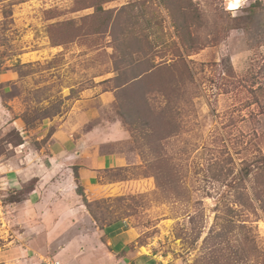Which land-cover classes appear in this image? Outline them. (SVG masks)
Returning <instances> with one entry per match:
<instances>
[{
    "label": "rangeland",
    "instance_id": "1",
    "mask_svg": "<svg viewBox=\"0 0 264 264\" xmlns=\"http://www.w3.org/2000/svg\"><path fill=\"white\" fill-rule=\"evenodd\" d=\"M192 2L201 23L186 39L167 0L104 3L111 26L130 10L148 29L130 59L137 46L103 31L94 6L0 0V264L60 257L46 206L27 200L34 186L72 191L68 163L43 164L56 130L91 147L71 168L93 149L119 159L87 195L100 223L126 221L169 264H264V0ZM70 21L81 34L56 44ZM145 60L187 71L176 90L166 74L125 87Z\"/></svg>",
    "mask_w": 264,
    "mask_h": 264
},
{
    "label": "crops",
    "instance_id": "2",
    "mask_svg": "<svg viewBox=\"0 0 264 264\" xmlns=\"http://www.w3.org/2000/svg\"><path fill=\"white\" fill-rule=\"evenodd\" d=\"M64 131L56 130L54 142L49 145L48 157L43 164L58 167L63 161L68 163V179L72 191H31L27 200H34L37 206L45 207L50 215L51 227L47 232V240L59 258V264H169L168 260L158 256L146 248L143 250L136 241V235L129 224L121 219L98 227L89 214L82 197L76 190L77 182L74 165L70 160L88 156L90 145L84 137L72 140L64 135ZM91 154L87 164L77 165L80 182L87 185L85 193L92 191V180L98 170L115 168L119 159L114 152ZM72 164V165H71ZM90 189H87V188ZM36 189V188H35ZM87 189V190H86ZM58 251V253H57Z\"/></svg>",
    "mask_w": 264,
    "mask_h": 264
},
{
    "label": "trees",
    "instance_id": "3",
    "mask_svg": "<svg viewBox=\"0 0 264 264\" xmlns=\"http://www.w3.org/2000/svg\"><path fill=\"white\" fill-rule=\"evenodd\" d=\"M109 1H112V0H75L76 8H77L76 10L94 6L95 13H99L98 17L101 19L102 18L104 19V23L100 25L102 26L103 31H105V29H108L110 26V29H111L110 34H112L115 40L122 41L123 44L126 43L128 45H131V47L137 46V48L134 51L123 53L124 57H129L131 59L133 55L136 54L138 51H140L143 46H147L151 44L149 41L150 36L146 32V30L148 29H145L144 27H142L141 21H138V23H135V18L140 19L141 15L137 14L133 16L130 10H127L125 15H122L121 17L116 16L115 17L116 20L115 22H113L111 26V20H112L111 19L112 17L110 14L111 12L103 8V4ZM167 2H168L167 5L169 4L170 6V10L172 13V19L174 21L175 28L178 34L181 33V35L183 36V39H186V36L191 38L192 24L195 23L196 25H199V23H201V19H200L201 16L197 8L195 7L194 3L192 2V0H186V1L185 0H167ZM74 23H75L74 21H70V23H67L66 26L65 25L62 26V28L64 29H61L62 31H59L58 37L63 41L60 43H56V44H62L66 41H73L79 37L84 26H81V25L77 26V25H74ZM171 44L172 45L177 44V42L173 40ZM128 63H130V61ZM127 66L125 67L124 75L121 76L124 78L123 85H125V87L127 88L139 87L143 84H147L150 87H154L156 85V79L158 78V75L166 74L170 79L169 88L167 89L171 91L173 89L176 90V88L178 87L177 83L171 86H170V83L172 81H176V79L179 78L178 76L179 72L182 74L184 70L187 71V65L184 64L181 69V68H178V66L176 65V62L171 63V64H166V65L160 64L156 66V65H153L151 61L145 60L143 62H139L136 67L135 66L129 67V65ZM130 68L132 69L135 68L136 72H132V74L129 75V73L131 72ZM188 73L191 74L190 70L188 71ZM181 77H183V74L181 75ZM136 100L137 99H135V101ZM74 174H75L76 182L78 184L77 192L83 197L84 204L86 205L90 215H92L93 219L97 223L98 227L103 228L104 225L108 224L109 222L103 224L98 221L94 211L92 210L90 201L85 193V188L80 182V174L78 172V168L74 169ZM34 188L35 186L31 188L32 189L31 191H33ZM115 220H118V219H115Z\"/></svg>",
    "mask_w": 264,
    "mask_h": 264
},
{
    "label": "built area",
    "instance_id": "4",
    "mask_svg": "<svg viewBox=\"0 0 264 264\" xmlns=\"http://www.w3.org/2000/svg\"><path fill=\"white\" fill-rule=\"evenodd\" d=\"M47 264H59V261L58 260H53V261L47 260Z\"/></svg>",
    "mask_w": 264,
    "mask_h": 264
}]
</instances>
